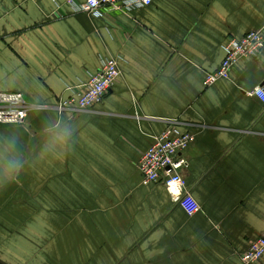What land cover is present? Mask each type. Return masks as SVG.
Returning a JSON list of instances; mask_svg holds the SVG:
<instances>
[{
    "label": "crops",
    "instance_id": "obj_1",
    "mask_svg": "<svg viewBox=\"0 0 264 264\" xmlns=\"http://www.w3.org/2000/svg\"><path fill=\"white\" fill-rule=\"evenodd\" d=\"M252 31L264 37V0L97 16L65 0H0V92L31 106L24 126H0V264H237L264 230V103L250 95L264 89V49L203 82L226 42ZM108 57L121 73L102 103L57 113L65 88ZM171 122L197 135L179 155L191 216L137 170Z\"/></svg>",
    "mask_w": 264,
    "mask_h": 264
},
{
    "label": "built area",
    "instance_id": "obj_2",
    "mask_svg": "<svg viewBox=\"0 0 264 264\" xmlns=\"http://www.w3.org/2000/svg\"><path fill=\"white\" fill-rule=\"evenodd\" d=\"M37 1V0H32ZM155 0H85L76 4L65 0L66 4L78 12L97 16L101 8L111 11L130 12L148 7ZM224 58L220 67L207 73L203 82L209 87L215 82L228 79L231 68L241 59H255L264 49V37L260 32H249L239 39H230L224 45ZM118 60L108 57L103 60L97 72L89 74L81 88H65V96L60 97L55 109L59 114L66 111H87L100 105L119 77ZM250 95L264 103V89L256 87ZM31 106L20 93H0V126H18L26 123ZM196 133L182 131L176 122L168 124L163 131L151 137V143L137 162L141 183L150 185L161 183L174 202H180L186 214L198 211V205L185 190V181L180 169L187 161L180 158L196 141ZM176 190L173 191L172 189ZM185 195V201L181 197ZM264 256V230L251 242L248 249L238 256L237 264H262Z\"/></svg>",
    "mask_w": 264,
    "mask_h": 264
},
{
    "label": "rangeland",
    "instance_id": "obj_3",
    "mask_svg": "<svg viewBox=\"0 0 264 264\" xmlns=\"http://www.w3.org/2000/svg\"><path fill=\"white\" fill-rule=\"evenodd\" d=\"M121 73V72H120ZM120 76V75H119ZM0 93H6V92H0ZM11 93H13V92H11ZM14 93H18V92H14ZM21 94V93H20ZM22 96H23V94H22ZM24 97V96H23ZM25 98V97H24ZM30 112V111H29ZM58 113V112H57ZM29 115V114H28ZM25 124H23V125H18V126H24Z\"/></svg>",
    "mask_w": 264,
    "mask_h": 264
},
{
    "label": "snow or ice",
    "instance_id": "obj_4",
    "mask_svg": "<svg viewBox=\"0 0 264 264\" xmlns=\"http://www.w3.org/2000/svg\"><path fill=\"white\" fill-rule=\"evenodd\" d=\"M172 190H173V191H175L176 189H175V188H173Z\"/></svg>",
    "mask_w": 264,
    "mask_h": 264
}]
</instances>
